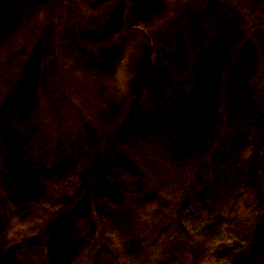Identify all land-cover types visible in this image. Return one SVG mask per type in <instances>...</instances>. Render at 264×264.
Here are the masks:
<instances>
[{"label":"trees","instance_id":"16d2710c","mask_svg":"<svg viewBox=\"0 0 264 264\" xmlns=\"http://www.w3.org/2000/svg\"><path fill=\"white\" fill-rule=\"evenodd\" d=\"M253 134L264 0H0V264H222Z\"/></svg>","mask_w":264,"mask_h":264},{"label":"rangeland","instance_id":"374dc122","mask_svg":"<svg viewBox=\"0 0 264 264\" xmlns=\"http://www.w3.org/2000/svg\"><path fill=\"white\" fill-rule=\"evenodd\" d=\"M173 129L171 128V136L169 140L172 146L177 143L178 135L176 138L172 136ZM158 131H155L156 133ZM158 137L149 135L146 141L147 145H157L162 154H168L166 141L163 133L159 131ZM164 137V138H163ZM251 141L254 145V153L248 162V175L250 177L251 184L256 191L257 197L260 203L259 214L257 217V227L255 231L246 236H238L234 233H230L228 239L221 247V263L222 264H264V134H253ZM112 139L109 141V145H112ZM99 171L96 177L101 176ZM102 178H99L98 182H101ZM17 202H7L4 208L0 202V213L7 214V208H12ZM5 223V221H4Z\"/></svg>","mask_w":264,"mask_h":264}]
</instances>
